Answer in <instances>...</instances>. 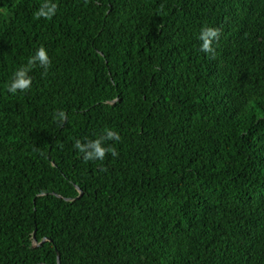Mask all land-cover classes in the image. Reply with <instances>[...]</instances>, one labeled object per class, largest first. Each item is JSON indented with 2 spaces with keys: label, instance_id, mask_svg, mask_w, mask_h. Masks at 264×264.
<instances>
[{
  "label": "trees",
  "instance_id": "obj_1",
  "mask_svg": "<svg viewBox=\"0 0 264 264\" xmlns=\"http://www.w3.org/2000/svg\"><path fill=\"white\" fill-rule=\"evenodd\" d=\"M43 2L0 0V264H264V0Z\"/></svg>",
  "mask_w": 264,
  "mask_h": 264
},
{
  "label": "clouds",
  "instance_id": "obj_2",
  "mask_svg": "<svg viewBox=\"0 0 264 264\" xmlns=\"http://www.w3.org/2000/svg\"><path fill=\"white\" fill-rule=\"evenodd\" d=\"M58 5L53 2V0H44L40 7L34 13V18L51 20L53 16L56 15ZM220 37V30L218 28L204 26L201 28L198 39L201 41L200 51L206 54H212L214 56L215 50L213 48V43L218 41ZM51 59L48 56L47 50L40 46L34 55L30 56L27 60L26 65H22L18 68L10 79V83L7 85V92L15 95L17 92H27L32 86V78L29 72L33 68L39 66L44 69V74L46 75L50 66ZM55 120L63 123L66 119V113L62 110L54 113ZM110 140H120L118 133L106 129L104 134L99 138L94 140H87L82 142L81 140H76L73 144L74 149L78 150L83 156L85 162L89 161H103L107 154H111L113 157L118 156V152L114 146L105 147V142Z\"/></svg>",
  "mask_w": 264,
  "mask_h": 264
},
{
  "label": "water",
  "instance_id": "obj_3",
  "mask_svg": "<svg viewBox=\"0 0 264 264\" xmlns=\"http://www.w3.org/2000/svg\"><path fill=\"white\" fill-rule=\"evenodd\" d=\"M77 190L79 191V189L77 188ZM79 195H81V192H79ZM32 240H33V244L36 246L37 244L40 245L42 244L44 241H46L47 239H43L40 243H36V240H35V232L33 233V237H32Z\"/></svg>",
  "mask_w": 264,
  "mask_h": 264
}]
</instances>
